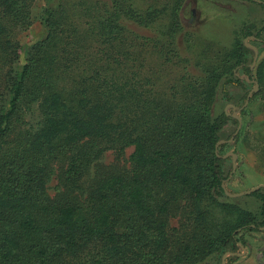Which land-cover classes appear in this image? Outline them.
Instances as JSON below:
<instances>
[{
    "label": "trees",
    "instance_id": "16d2710c",
    "mask_svg": "<svg viewBox=\"0 0 264 264\" xmlns=\"http://www.w3.org/2000/svg\"><path fill=\"white\" fill-rule=\"evenodd\" d=\"M85 1L45 4L44 35L20 44L34 0H0V264L235 259L242 231L264 232V187L245 196L257 205L227 196L230 158L216 145L238 120L212 104L218 92L230 99L227 84L246 89L254 51L240 39L210 51L212 42L194 50L184 42L188 55L174 45L183 72L159 91L139 49L166 50L171 37L141 36L129 23L150 28L164 9ZM22 110L37 111L35 125L22 127ZM105 151L116 164L98 162Z\"/></svg>",
    "mask_w": 264,
    "mask_h": 264
},
{
    "label": "rangeland",
    "instance_id": "374dc122",
    "mask_svg": "<svg viewBox=\"0 0 264 264\" xmlns=\"http://www.w3.org/2000/svg\"><path fill=\"white\" fill-rule=\"evenodd\" d=\"M76 1L79 0H73V2ZM95 1L97 0H86L85 2L90 7ZM98 1L111 5L113 0ZM118 1L122 3L126 0ZM132 1L136 2V5L140 6L142 10L148 7L157 10L164 9L163 15H159L158 20L150 28L147 25L143 27L141 24L136 26L131 22L129 23L134 25L135 31L141 36H150L160 40L156 36L164 33L163 36L171 37L168 43L169 48L166 50H163L160 45H156L150 51L143 48L139 49V61L137 63L140 64L141 62L147 74L151 73L155 77L159 91H168L170 86L179 80L183 72L181 64L174 56L175 52L170 51L174 45L179 47V53L188 55L189 53H185L184 42L189 44L191 50L198 47L207 48V44L211 45L210 42H212L214 45L208 46L210 51L222 46H229L240 39L255 50L256 58L253 57L250 64L252 72L250 77L246 79V89L241 90L234 85L227 84L226 88L230 91V99L224 100L218 92L214 98L212 110L216 113L226 112L238 119V125L231 124L224 129L219 141L220 144L225 145L221 150L224 157L230 158L226 170L230 167L233 170L225 184L226 194L231 199L241 198L235 201L240 205H257L254 199L245 198L249 194L239 197H232L231 195L245 193L257 186L264 187V0ZM55 2L56 0H34L31 26L18 35L17 39L20 44L32 43L44 35L39 14L45 4ZM176 5H178L177 9H175ZM78 16L77 22L87 20L83 14ZM245 25L252 26V34L249 37L242 36L241 31ZM182 40L184 41L182 42ZM162 51H164L165 56ZM167 56L168 59L165 60ZM237 75H240V78H245L241 71H238ZM220 82V85L226 84L224 78ZM256 84L257 89H255ZM244 91L248 95L246 103L242 105ZM20 114L23 123H26L22 127L28 128L35 125L38 120L37 111L22 110ZM232 134L233 137L238 135V140L233 142L232 137L226 141ZM131 151V147L126 150L125 156L119 161L121 166H128L127 159ZM98 162L103 165L116 164L115 156L111 151L103 152ZM92 172L93 167L90 170V173ZM58 189L55 171L47 181L48 194L54 196ZM176 221L172 219L170 221L171 226H176ZM241 239L243 243L240 242L235 259L229 260L232 253H225L219 260L212 257L198 264H264V232L261 230L242 231Z\"/></svg>",
    "mask_w": 264,
    "mask_h": 264
},
{
    "label": "water",
    "instance_id": "95a60500",
    "mask_svg": "<svg viewBox=\"0 0 264 264\" xmlns=\"http://www.w3.org/2000/svg\"><path fill=\"white\" fill-rule=\"evenodd\" d=\"M246 45V44H245ZM247 47H249L248 45H246ZM250 48V47H249ZM252 49V48H250ZM254 51V59L256 58V52L254 49H252ZM255 89H257V84L255 85ZM237 118V117H236ZM221 142H218L216 147H218V145L220 144ZM260 187L262 186H257V187H254V188H251L249 191L245 192V193H238V194H234V195H231L232 197H239V196H242V195H245V194H250L251 192H254L256 190H258Z\"/></svg>",
    "mask_w": 264,
    "mask_h": 264
},
{
    "label": "flooded vegetation",
    "instance_id": "af4514ba",
    "mask_svg": "<svg viewBox=\"0 0 264 264\" xmlns=\"http://www.w3.org/2000/svg\"><path fill=\"white\" fill-rule=\"evenodd\" d=\"M244 103H246V101L244 102ZM243 107V106H242ZM233 116V115H232ZM234 117V116H233ZM234 118H236V117H234ZM238 120V119H237ZM232 172H233V170H232Z\"/></svg>",
    "mask_w": 264,
    "mask_h": 264
}]
</instances>
